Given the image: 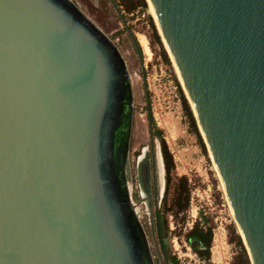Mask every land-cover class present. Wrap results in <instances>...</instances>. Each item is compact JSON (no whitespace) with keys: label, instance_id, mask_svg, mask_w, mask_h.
Instances as JSON below:
<instances>
[{"label":"water","instance_id":"water-1","mask_svg":"<svg viewBox=\"0 0 264 264\" xmlns=\"http://www.w3.org/2000/svg\"><path fill=\"white\" fill-rule=\"evenodd\" d=\"M146 1L249 262L264 264V0ZM148 123L135 203L133 92L119 49L72 0H0V264H155L141 205L169 264L157 217L164 166Z\"/></svg>","mask_w":264,"mask_h":264},{"label":"rangeland","instance_id":"rangeland-1","mask_svg":"<svg viewBox=\"0 0 264 264\" xmlns=\"http://www.w3.org/2000/svg\"><path fill=\"white\" fill-rule=\"evenodd\" d=\"M72 1L114 42L127 65L133 92L130 164L131 195L135 203L139 200L135 160L141 150L149 146V116L156 144L160 148L161 137L171 153L174 166L169 175L163 171L162 199L157 212L160 239L167 258H175L179 264H242L241 250L235 243L238 237L245 250L242 238L199 128L196 122V130L191 127L184 110L182 97L189 107L190 104L177 71L161 37V46L151 42L148 17L155 28L156 24L148 2L145 0L144 10L137 9L128 13L117 5L118 0H113L122 15V21L109 0ZM127 30L140 48L141 63ZM140 36L146 40L149 56L144 53L138 41ZM162 49L167 61L162 57ZM190 110L192 112L191 107ZM156 131L160 132V137L155 136ZM184 179L189 192L188 208L177 213L174 206L175 192L177 186L184 183ZM144 211L145 207L141 205L140 221L148 236L155 264H159L150 235L148 216ZM195 226L211 231L208 259L202 258L187 242L186 235Z\"/></svg>","mask_w":264,"mask_h":264},{"label":"trees","instance_id":"trees-1","mask_svg":"<svg viewBox=\"0 0 264 264\" xmlns=\"http://www.w3.org/2000/svg\"><path fill=\"white\" fill-rule=\"evenodd\" d=\"M118 6L123 7V9L128 12H134L137 9L144 10L146 8V2L145 0H118ZM148 22L149 26L151 29V42L155 43L158 46H161L160 38L159 35L156 31V28L152 22V20L148 17ZM162 57L164 58L165 61H167L166 53L161 51ZM182 102H183V107L184 110L189 118L190 125L196 130V124H195V119L192 115V112L190 110V107L184 97H182ZM155 136L160 137V132L156 131ZM160 150H161V155H162V161H163V166L166 175H169L174 163L173 159L171 156V153L169 152L167 146L165 145L163 139L160 137ZM203 144V143H202ZM167 184H169V178L167 177ZM184 183H180L177 186V190L175 192V200H174V206L176 207V212H184L188 208V202H189V192L186 187V181L185 179L183 180ZM161 226V225H160ZM187 237V242L190 244L192 247V242L197 241L198 243H201V246L203 248V251H200L197 249V247H192L194 251H198L200 256L204 259L209 258V248H210V243H211V231L206 230L204 231L201 228H198V226H195L194 228L191 229V231L186 235ZM235 243L239 246L242 254V264H250L248 256L243 249V246L241 244V241L238 237L235 238ZM171 264H179L175 258H170Z\"/></svg>","mask_w":264,"mask_h":264},{"label":"bare ground","instance_id":"bare-ground-1","mask_svg":"<svg viewBox=\"0 0 264 264\" xmlns=\"http://www.w3.org/2000/svg\"><path fill=\"white\" fill-rule=\"evenodd\" d=\"M148 4H149V7H150V9H151L152 15H154V14H153V11H152V8H151V6H150L149 1H148ZM138 41H139L140 45L142 46V49H143L144 53L147 54V56H149V55H150V52H149V49H148V47H147V44H146V40H145V38L142 37V36H140L139 39H138ZM174 67H175V66H174ZM175 69H176V68H175ZM176 71H177V70H176ZM177 74H178V72H177ZM178 76H179V74H178ZM179 79H180V77H179ZM215 169H216V168H215ZM218 176H219V175H218ZM239 233H240V232H239Z\"/></svg>","mask_w":264,"mask_h":264},{"label":"flooded vegetation","instance_id":"flooded-vegetation-1","mask_svg":"<svg viewBox=\"0 0 264 264\" xmlns=\"http://www.w3.org/2000/svg\"><path fill=\"white\" fill-rule=\"evenodd\" d=\"M154 137V136H153ZM161 151V150H160ZM163 245V244H162ZM197 247V249H199V250H202L203 248H202V246H201V243H198V245L196 246ZM163 249H164V246H163ZM164 252H165V249H164ZM166 257H167V255H166ZM167 260H168V262H169V264H171V261H170V258H167Z\"/></svg>","mask_w":264,"mask_h":264}]
</instances>
